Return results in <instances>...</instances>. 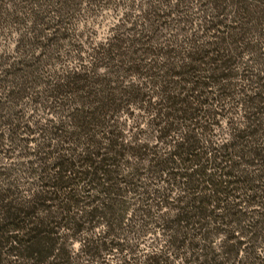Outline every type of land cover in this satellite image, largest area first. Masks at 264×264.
I'll use <instances>...</instances> for the list:
<instances>
[{
  "label": "trees",
  "instance_id": "16d2710c",
  "mask_svg": "<svg viewBox=\"0 0 264 264\" xmlns=\"http://www.w3.org/2000/svg\"><path fill=\"white\" fill-rule=\"evenodd\" d=\"M10 1L0 264H264V0L129 4L87 49L79 0Z\"/></svg>",
  "mask_w": 264,
  "mask_h": 264
},
{
  "label": "rangeland",
  "instance_id": "374dc122",
  "mask_svg": "<svg viewBox=\"0 0 264 264\" xmlns=\"http://www.w3.org/2000/svg\"><path fill=\"white\" fill-rule=\"evenodd\" d=\"M4 1L6 5L10 3V0ZM176 0H169L171 5H174ZM197 4L196 0H193L191 6L193 7L194 15H199L201 9H207L211 7L209 0H199ZM147 0H102L98 4H91L87 0H79L78 11L70 18V25L68 30L72 31L74 40H77L82 46L87 49L88 46L95 45L96 43L105 41L112 33L113 29L122 23L124 14L129 10L128 5H132L131 13L135 16L139 15L141 11L145 9ZM199 5L201 7H199ZM8 7V6H7ZM199 8V12L198 9ZM201 8V9H200ZM210 9H208L209 11ZM130 24H126L128 26ZM28 26H22L10 22H0V52L8 51L12 53V49L16 43L17 33L26 30ZM173 26H163L161 31L164 35L172 32ZM66 65H74L73 59L65 61ZM138 110H135L137 114ZM153 239V235L146 238L144 242L140 244L142 252H146L149 248V244ZM73 248L76 250L79 247V241L73 242ZM111 259V258H110ZM110 264H115L114 260Z\"/></svg>",
  "mask_w": 264,
  "mask_h": 264
}]
</instances>
